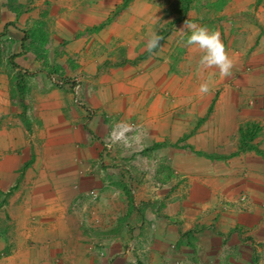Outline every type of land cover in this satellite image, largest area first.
Here are the masks:
<instances>
[{"label": "crops", "instance_id": "crops-1", "mask_svg": "<svg viewBox=\"0 0 264 264\" xmlns=\"http://www.w3.org/2000/svg\"><path fill=\"white\" fill-rule=\"evenodd\" d=\"M120 1L0 0V264H156L171 242L196 264H235L246 249L227 220L223 232L191 225L225 206L264 225V0L192 3L188 20L221 35L228 77L199 66L183 22L150 53L170 11ZM142 160L181 181L158 216Z\"/></svg>", "mask_w": 264, "mask_h": 264}, {"label": "rangeland", "instance_id": "rangeland-1", "mask_svg": "<svg viewBox=\"0 0 264 264\" xmlns=\"http://www.w3.org/2000/svg\"><path fill=\"white\" fill-rule=\"evenodd\" d=\"M132 1L133 0L120 1V3L116 7L117 11H120L121 9L122 10L125 9L132 3ZM194 1L195 0H158V2L160 3V7L164 8V10L170 11V13L168 14L172 16L171 19H174L173 22L172 20L168 19V24L166 25V28H165L166 30L164 29L160 35H162L163 37L167 36L168 33H170V31L174 28L173 26L174 22L176 25L182 22L185 23L186 21H189L187 18V15H188V12L191 10L192 3H194ZM71 4H72V7L76 5L74 3H71ZM1 56L2 55H0V57ZM12 68L13 70L15 69L14 66ZM18 83H19V86L22 85L21 81L20 82L18 81ZM14 84L15 82L12 80L11 85L13 87H14ZM80 93H81V90H80ZM122 133L126 134L127 131L126 130L119 131L117 135L114 136V138H116L117 140L121 139V141H124L123 137L117 138L119 134L122 135ZM135 142H137V146L135 147L136 153L143 154L144 152L146 153L149 151L148 146L141 145V143H139L138 137H136L134 142H131V143L134 144ZM165 146L166 145L164 144L161 147L163 148ZM161 147L155 146L156 149H159ZM141 163L143 166L142 167L143 171L141 175L143 176L140 178H137V180L140 181L141 184H143L146 187V189H148L146 194L150 197L153 196L152 198L154 199L152 201V205L154 206V210L152 211L155 212L158 216L165 210V208L167 207V204L169 205L173 203V201H171V198L173 195L175 196V198L183 196L182 193L179 191L178 187H174V186L179 185L181 181L178 182L176 185H174V183L172 182L176 179H179V176L177 175V173L174 174L175 172L173 173L170 167L167 166L166 168L164 165L161 167L162 171L168 172L171 178H167V177L159 178L158 173H157L158 161H155V163H153L151 161L147 162L146 160H142ZM146 167L148 168V170L146 169ZM129 181H130V184L132 183V187H130V190L128 191V193H130L129 198L136 199L137 192L135 191L133 187L132 177L129 178ZM169 181L171 183V186H169ZM150 191H152L154 194L150 193ZM165 194H166V197H162ZM147 195L145 196L147 197ZM236 206H237V203H236ZM251 212L254 213L255 210L249 211L248 209H245V208H239V207L230 208L229 206H225V208H222L219 213H216L215 218L210 223H206L205 225V224L198 222V223H193L191 226H193L192 228H194L193 231L195 232L202 228L212 227L214 228L215 231H217V229L220 232L221 231L223 232V230H225L227 235L237 234V236L241 239L242 248L246 250L241 251L240 248L237 249L238 252L235 257L236 258L235 264H264V256H261V253L258 250V248H261V250H264V242L262 243L257 242L259 241L258 238L259 239L262 238V240L264 241V225H262L260 222L256 223V221H254L253 218H244V216L247 214L252 215ZM222 213L224 214V216ZM226 220L230 223L229 225L231 227L227 229L224 228L222 230L223 227H228V225L224 223L226 222ZM194 243L197 245V242H194ZM259 244H262V245H259ZM133 245L135 246V252H136L137 247L134 243ZM180 247H181L180 244L171 242L168 247V250H169L168 254L162 257V261L160 263H156V264H196V262L193 261L194 259L193 257L185 254L184 252L179 253ZM190 249H194V248H190ZM135 257L136 258L132 261L131 264H151L149 261H146V259L143 257L140 258L136 255ZM224 260H226V257H224ZM206 264H213V261L210 259L207 261Z\"/></svg>", "mask_w": 264, "mask_h": 264}, {"label": "clouds", "instance_id": "clouds-1", "mask_svg": "<svg viewBox=\"0 0 264 264\" xmlns=\"http://www.w3.org/2000/svg\"><path fill=\"white\" fill-rule=\"evenodd\" d=\"M185 27L190 32V35L187 36L186 44L189 46L196 45L202 52L199 66L202 68H216L219 70L221 77L230 76L233 61L225 50V45L219 31L209 30L205 26H199L189 21L185 22L184 28ZM163 39L164 37L162 35L152 33L146 45L147 50L150 53L153 52L160 46V42ZM199 92H209V84L207 81L200 84ZM113 135L115 136L116 134L114 133Z\"/></svg>", "mask_w": 264, "mask_h": 264}, {"label": "built area", "instance_id": "built-area-1", "mask_svg": "<svg viewBox=\"0 0 264 264\" xmlns=\"http://www.w3.org/2000/svg\"><path fill=\"white\" fill-rule=\"evenodd\" d=\"M54 81H55V79H54ZM61 84H62V83H61ZM71 88H72V92H73V94H74V96H75L77 102L79 103V102H80V101H79V98H80L79 95H80V90H81V83H80V80H77L76 82H74V83L72 84ZM118 137H119V138H120V137H123V133H122V135L119 134ZM108 148H110V146H108ZM91 195L94 196L95 193L92 192Z\"/></svg>", "mask_w": 264, "mask_h": 264}, {"label": "trees", "instance_id": "trees-1", "mask_svg": "<svg viewBox=\"0 0 264 264\" xmlns=\"http://www.w3.org/2000/svg\"><path fill=\"white\" fill-rule=\"evenodd\" d=\"M167 35V34H166ZM21 88V86H19ZM249 132V131H248ZM248 132H247V135H248ZM245 134H243L242 136H244ZM246 148V146L243 144L242 145V149Z\"/></svg>", "mask_w": 264, "mask_h": 264}]
</instances>
